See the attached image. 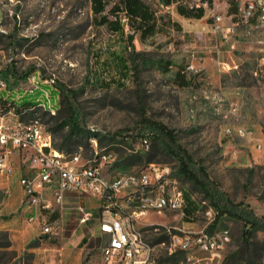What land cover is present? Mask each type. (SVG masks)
<instances>
[{
  "label": "rangeland",
  "instance_id": "374dc122",
  "mask_svg": "<svg viewBox=\"0 0 264 264\" xmlns=\"http://www.w3.org/2000/svg\"><path fill=\"white\" fill-rule=\"evenodd\" d=\"M115 1L107 0L106 11L95 16L91 0H0V93L23 90L28 77L38 74L51 83L45 88L55 113L41 104L46 101L41 91L27 95L23 115L2 103L0 112L16 114L9 116V124L37 119L51 134L55 149L80 154L83 162L93 158L96 149L113 154L116 159L104 163L109 178L150 163L172 166L186 186L191 212L187 218L152 212L139 224L159 262L264 264V225L252 227L237 216L216 215L219 190L264 216V23L230 17L231 0L211 5L187 0L189 6L205 3L202 20L182 17L176 5L166 6L162 0H142L163 26L142 39L124 13L119 14L123 34L112 30L115 17L109 9ZM214 14L223 16L218 33ZM119 57L133 67L127 77L121 75ZM178 73L191 83L184 84ZM143 117L172 130L191 166L205 170L211 183L201 186L180 173L178 157L150 131L140 132ZM84 197L94 201L91 207L98 205L95 198ZM75 206L71 219L78 222ZM183 230H205L216 237L227 233L229 240L221 256L212 258L197 248L175 246L172 236ZM95 238L94 251L102 256L103 237L98 233ZM8 242L7 233L0 232V245ZM24 256L28 264V253ZM19 261L15 252L0 249V264Z\"/></svg>",
  "mask_w": 264,
  "mask_h": 264
},
{
  "label": "built area",
  "instance_id": "2783aa9c",
  "mask_svg": "<svg viewBox=\"0 0 264 264\" xmlns=\"http://www.w3.org/2000/svg\"><path fill=\"white\" fill-rule=\"evenodd\" d=\"M237 19L243 23L254 20L264 23V0H240ZM213 21L214 32L218 33L222 29L223 16L214 14ZM216 48L220 50L218 44ZM28 79L29 85L17 91L16 102L41 91L42 98L46 99L41 104L55 113V105L45 88L51 85L49 80L41 81L38 74H32ZM10 115L16 116L12 110L0 112V175L8 177L12 174V155L16 150L27 154L29 167L34 172L20 178L24 188L23 208L41 212L44 233H58L59 226L57 222H50V217L43 212L62 211L66 205V193L73 192L95 198L98 202L95 207L78 202L75 210L80 224H88L92 219L99 221V232L103 237L101 264H170L159 262L153 256V248L139 224L152 212H174L184 217L187 189L172 166L150 163L139 171L119 172L109 178L104 163L111 164L116 159L113 154L99 153L96 149V155L83 162L80 154L55 149L51 134L37 119L9 124ZM91 141L97 148V140L92 138ZM143 142L149 147L147 138ZM32 217L30 220L34 219ZM172 239L182 250L197 248L214 258L221 256L229 237L227 233L216 237L205 230H183V234H173Z\"/></svg>",
  "mask_w": 264,
  "mask_h": 264
},
{
  "label": "crops",
  "instance_id": "0c3cea01",
  "mask_svg": "<svg viewBox=\"0 0 264 264\" xmlns=\"http://www.w3.org/2000/svg\"><path fill=\"white\" fill-rule=\"evenodd\" d=\"M237 5V10L230 12V2V17L237 18L240 0ZM204 17L205 15L200 19H188L202 20ZM12 161V174L8 177L0 175V232L7 233L10 243L9 246L0 245V249L15 252L16 258L21 259L18 264H25L23 260L26 253L30 258L28 264H101L102 256L94 251L95 237L100 233L99 225L80 224L71 219L72 205L84 199L85 205L91 207L94 206V201L77 193L67 192L65 208L58 211V216L53 221L58 223V233H44L41 212L38 209L23 208L24 188L20 184V178L34 172L29 167L28 156L24 151L16 150ZM75 213L78 216L77 211ZM30 217L34 219L30 220Z\"/></svg>",
  "mask_w": 264,
  "mask_h": 264
},
{
  "label": "trees",
  "instance_id": "16d2710c",
  "mask_svg": "<svg viewBox=\"0 0 264 264\" xmlns=\"http://www.w3.org/2000/svg\"><path fill=\"white\" fill-rule=\"evenodd\" d=\"M92 1V10L95 16H99L106 11L107 8V0H91ZM166 6L176 5V11L179 15L185 18H196L200 19L206 14V8L203 5H192L189 6L186 1L187 0H162ZM203 2H207L208 5L213 4V0H202ZM237 1L231 0L230 12L237 10ZM109 11L114 15L115 21L112 24V30L115 32L125 31L123 25V18L119 15L124 13L126 16L127 23L130 28L134 32H140V37L142 39H147L150 36L155 35L163 26L159 24V18L156 12L146 6L142 0H116L114 4L110 7ZM165 19V18H164ZM169 19V18H168ZM163 21V18H162ZM170 21V20H169ZM173 25L179 26L177 22H173ZM128 39L132 41L133 35H129ZM119 65L121 75L123 77H127L129 72L133 69V67L127 64V61L119 57ZM25 75H15V79H19ZM178 76L183 78V75L178 73ZM184 79V78H183ZM184 84L189 85L191 82L182 80ZM103 84L110 86V82L104 81ZM18 92L14 90H10L8 92L0 93V103L3 104L5 109H10L13 107L18 115H23L22 111H24V104L27 103L24 96L21 102H16L15 97ZM36 107H32L34 109ZM28 112V111H27ZM140 132H144L148 130L151 132V135L154 138L160 140L164 145L167 146L169 151L176 157L180 162V173H182L186 178L193 181L196 184H200L201 186H205L209 181L208 175L205 170L201 168H194L191 166V159L187 152L176 144L175 135L172 130L167 128L165 125L160 122L151 120L147 117H143L142 120L138 124ZM216 196L219 197L220 200L217 202V219H219L224 214H231L237 216L245 221L246 224L255 227L258 225H264V216H257L253 210L245 207L240 203H234L229 199L225 198L224 195L217 190ZM216 191V192H217ZM189 197L187 194V203L188 206L185 207L186 213L183 218H187V214L191 212V207H189ZM58 216V212L52 213L50 217V221H54ZM9 242L4 246H9Z\"/></svg>",
  "mask_w": 264,
  "mask_h": 264
}]
</instances>
